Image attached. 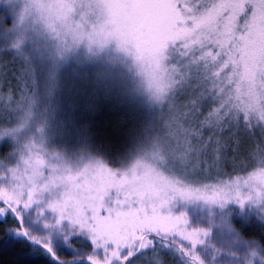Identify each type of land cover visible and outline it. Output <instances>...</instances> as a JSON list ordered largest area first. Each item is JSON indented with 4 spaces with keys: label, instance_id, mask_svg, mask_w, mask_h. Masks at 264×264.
I'll return each mask as SVG.
<instances>
[{
    "label": "snow or ice",
    "instance_id": "obj_1",
    "mask_svg": "<svg viewBox=\"0 0 264 264\" xmlns=\"http://www.w3.org/2000/svg\"><path fill=\"white\" fill-rule=\"evenodd\" d=\"M30 19L51 31L60 51L117 40L135 56L161 112L151 146L123 172L96 157L75 172L62 160H33L22 137L16 166L0 175V216L19 223L4 230L36 243L56 264H136L162 250L183 264H204L197 246L208 230L190 228L187 214L173 211L177 199L264 203V148L246 177L205 185L210 196L189 186L195 166L219 169L247 142L264 144V0H24L18 22ZM30 116L28 105L0 135L15 137ZM46 192L55 223L87 237L79 255L59 256L50 236L24 228L23 210Z\"/></svg>",
    "mask_w": 264,
    "mask_h": 264
},
{
    "label": "trees",
    "instance_id": "obj_2",
    "mask_svg": "<svg viewBox=\"0 0 264 264\" xmlns=\"http://www.w3.org/2000/svg\"><path fill=\"white\" fill-rule=\"evenodd\" d=\"M9 22V17L0 11V87L21 88L23 94H32L39 104L52 108L50 123L61 137L66 152L88 153L91 148L93 154L114 162L129 157L143 144L148 120L158 112L137 91L132 93L118 66L103 63L101 68H83L84 72L69 66L66 76L64 72L60 77H57L59 73L42 75L36 70L39 68L35 62L25 58L6 39ZM1 141L0 160L4 163L13 152L9 140ZM261 148L264 144L258 141L243 145V167L238 169H253L252 157ZM3 182L0 188H4ZM197 218L189 219L190 228L210 226ZM229 224L234 230L222 231L212 225L205 243L197 246L204 264H249V261L264 264V218L254 216L248 209L240 213L232 208ZM18 226L14 215L0 216V264H56L36 243L4 230ZM23 226L34 236H50L59 256L79 255L88 247L87 240L78 236L66 243L60 241L59 235L45 226L44 216L33 209L23 212ZM157 252L165 253V250ZM175 257L174 262L183 264L178 255Z\"/></svg>",
    "mask_w": 264,
    "mask_h": 264
},
{
    "label": "rangeland",
    "instance_id": "obj_3",
    "mask_svg": "<svg viewBox=\"0 0 264 264\" xmlns=\"http://www.w3.org/2000/svg\"><path fill=\"white\" fill-rule=\"evenodd\" d=\"M23 2L24 0H0V11L4 12L10 19L6 39L12 45L17 44L18 49L25 55V58H29L30 61L35 62V65L39 68L36 70L39 71V73L45 76H55L59 73L57 77H60L63 72L64 76H66L65 74L69 72V66H73L72 68L82 72H84L83 68L87 67L93 66L101 68L103 63L111 66H118L125 80L131 85L132 93L141 95L149 105L153 106L155 112L158 113L152 114L148 120V129L143 144H141L129 157L113 162L99 154H93L94 152L90 151L92 150L91 148H88V153L73 151L69 154L66 152L61 137L59 134L55 133L53 126H51L50 120L52 119H50V117L52 118L53 116L52 108H48L46 104H39V101H37L32 94L30 95L27 92V94H23V89L21 88L0 87V127H14L16 121L19 120L22 112L27 109L28 105L31 113L27 126L21 129L15 137L13 135H0V145L3 143L1 140H9L12 146V152L14 153L19 140L22 137H26L22 139V143L31 141L32 150L30 155L33 157V160L37 157L45 160V162L51 160L52 163H58L62 160L68 164L73 172H75L89 163L93 157H96L105 161L107 167L112 170L121 172L127 170V168L140 158L144 154V151L151 146L152 139L157 134V125L159 124L161 112V105L153 98L147 86L146 77L141 72L135 56L130 50L126 51L124 48L120 47L115 39L109 40L102 46L95 43L89 45L87 41H81L67 50L60 51V42L43 23L38 20L30 19L24 25L19 24V13L22 11ZM135 91H137V93ZM13 153L12 155H8L4 163L0 160V175H3L7 168L16 166L19 157L14 156ZM255 156L256 153L252 157L253 162L255 161ZM245 160L248 161L249 159ZM242 167L243 146L235 162L228 159L219 169L213 166L208 168L207 171H202L200 166H195L193 168L194 176L191 178L194 182H191L189 186L192 189H200L205 196H210L213 189L205 188V185L220 188L222 187L221 181L230 182L235 180L238 176L246 177L254 170V168L247 171L238 169ZM4 179L6 180V177L0 179V182L2 183ZM4 187H6V185ZM240 191L242 194H246L247 192L244 188H241ZM53 198L51 192H46L42 194L32 206L24 209L23 212L33 209L43 215L45 226H47L52 233L55 232L58 234L62 242L65 241L66 243L68 240L65 239L66 236L68 238L78 236L87 240L84 234L75 232L74 225L63 221L59 224L55 223L56 213L47 208V202ZM232 208L240 213L248 209L251 213H254V216L257 217V215H259V217L264 218V203L257 204L250 201H246L243 205L235 201H229L221 206L220 204L204 200L183 201L177 199L176 208H174L173 211H184L187 214L188 220L191 219V217L196 220V217H198V220L203 222L206 221L210 226L195 228H205L208 230L209 234L211 228H213L212 225L216 226L218 229L221 228L222 231H227L226 229L228 228L234 230L229 224ZM41 209H43V211H41ZM177 255L178 254L168 252L167 250H165V253H153L149 251L144 256L140 257L136 261V264H177V262L173 260ZM179 259L182 260L180 257Z\"/></svg>",
    "mask_w": 264,
    "mask_h": 264
}]
</instances>
